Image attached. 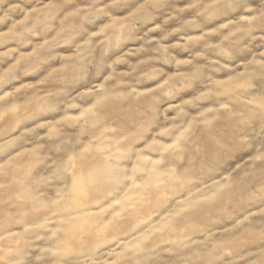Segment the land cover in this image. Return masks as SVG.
<instances>
[{
  "label": "clouds",
  "instance_id": "obj_1",
  "mask_svg": "<svg viewBox=\"0 0 264 264\" xmlns=\"http://www.w3.org/2000/svg\"><path fill=\"white\" fill-rule=\"evenodd\" d=\"M0 264H264V0H0Z\"/></svg>",
  "mask_w": 264,
  "mask_h": 264
}]
</instances>
